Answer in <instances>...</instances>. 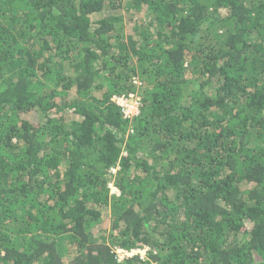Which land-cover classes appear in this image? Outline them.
I'll list each match as a JSON object with an SVG mask.
<instances>
[{
  "label": "trees",
  "instance_id": "16d2710c",
  "mask_svg": "<svg viewBox=\"0 0 264 264\" xmlns=\"http://www.w3.org/2000/svg\"><path fill=\"white\" fill-rule=\"evenodd\" d=\"M0 264H264V0H0Z\"/></svg>",
  "mask_w": 264,
  "mask_h": 264
},
{
  "label": "built area",
  "instance_id": "2783aa9c",
  "mask_svg": "<svg viewBox=\"0 0 264 264\" xmlns=\"http://www.w3.org/2000/svg\"><path fill=\"white\" fill-rule=\"evenodd\" d=\"M114 100H116L119 104H121L122 106H124L125 107V110H126V112L128 114L137 113L135 110L139 111V105L138 106L135 105L132 108L130 107V100H132V99H127V98H125V96H121V97H117L116 96L114 98ZM137 103H138V101H137ZM146 250H147V248H143V249L142 248H138V249H133L131 251H126V250L123 251L122 249H119V252H122L123 254H129V255L139 253L141 256H144V254H146Z\"/></svg>",
  "mask_w": 264,
  "mask_h": 264
},
{
  "label": "rangeland",
  "instance_id": "374dc122",
  "mask_svg": "<svg viewBox=\"0 0 264 264\" xmlns=\"http://www.w3.org/2000/svg\"><path fill=\"white\" fill-rule=\"evenodd\" d=\"M99 15L100 14H94L93 16H94V18L96 19H98L99 18ZM138 106L139 105V102L137 103V101H136V99H132V100H130V107L132 108V107H134V106ZM133 110V109H132ZM131 110V111H132ZM136 112H138L137 110H135ZM112 192H116V193H118L119 192V190H118V188H116V187H112ZM145 255V254H144ZM120 257L121 258H123L124 257V254L122 253V252H120Z\"/></svg>",
  "mask_w": 264,
  "mask_h": 264
},
{
  "label": "clouds",
  "instance_id": "9594fccd",
  "mask_svg": "<svg viewBox=\"0 0 264 264\" xmlns=\"http://www.w3.org/2000/svg\"><path fill=\"white\" fill-rule=\"evenodd\" d=\"M111 187H115V186L111 185ZM116 188H117V187H116Z\"/></svg>",
  "mask_w": 264,
  "mask_h": 264
},
{
  "label": "bare ground",
  "instance_id": "6f19581e",
  "mask_svg": "<svg viewBox=\"0 0 264 264\" xmlns=\"http://www.w3.org/2000/svg\"><path fill=\"white\" fill-rule=\"evenodd\" d=\"M116 103V102H115Z\"/></svg>",
  "mask_w": 264,
  "mask_h": 264
}]
</instances>
